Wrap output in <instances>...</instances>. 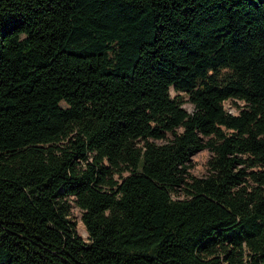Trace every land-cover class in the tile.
<instances>
[{"label":"trees","instance_id":"trees-1","mask_svg":"<svg viewBox=\"0 0 264 264\" xmlns=\"http://www.w3.org/2000/svg\"><path fill=\"white\" fill-rule=\"evenodd\" d=\"M0 264H264V0H0Z\"/></svg>","mask_w":264,"mask_h":264},{"label":"rangeland","instance_id":"rangeland-1","mask_svg":"<svg viewBox=\"0 0 264 264\" xmlns=\"http://www.w3.org/2000/svg\"><path fill=\"white\" fill-rule=\"evenodd\" d=\"M175 93L176 92L172 90V94L175 95ZM183 106L190 113L193 112L194 110L193 105L187 100ZM224 106L228 112L236 114L241 110L242 107H244V102H242L241 100L229 99L225 101ZM211 155L212 152L209 149H204L196 153L190 161V169H189L190 172L197 177H202L207 175L208 174L207 162L211 157ZM72 220L76 222L78 233L85 240H88V231L86 229L84 222L82 221V213L80 209H78L77 207H74L72 210Z\"/></svg>","mask_w":264,"mask_h":264}]
</instances>
